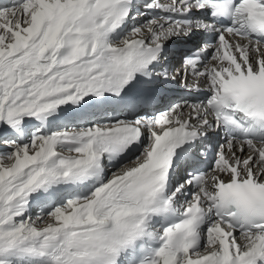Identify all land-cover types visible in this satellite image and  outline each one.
I'll list each match as a JSON object with an SVG mask.
<instances>
[{
	"label": "snow or ice",
	"instance_id": "1",
	"mask_svg": "<svg viewBox=\"0 0 264 264\" xmlns=\"http://www.w3.org/2000/svg\"><path fill=\"white\" fill-rule=\"evenodd\" d=\"M0 264H264V0H0Z\"/></svg>",
	"mask_w": 264,
	"mask_h": 264
}]
</instances>
